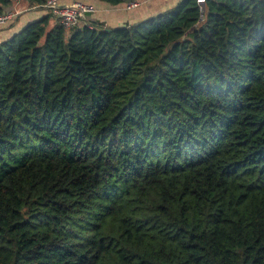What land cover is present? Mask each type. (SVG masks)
Listing matches in <instances>:
<instances>
[{
    "label": "trees",
    "instance_id": "trees-1",
    "mask_svg": "<svg viewBox=\"0 0 264 264\" xmlns=\"http://www.w3.org/2000/svg\"><path fill=\"white\" fill-rule=\"evenodd\" d=\"M53 19L0 43V264H264V0Z\"/></svg>",
    "mask_w": 264,
    "mask_h": 264
},
{
    "label": "crops",
    "instance_id": "crops-1",
    "mask_svg": "<svg viewBox=\"0 0 264 264\" xmlns=\"http://www.w3.org/2000/svg\"><path fill=\"white\" fill-rule=\"evenodd\" d=\"M141 3L140 7L133 10H127L124 5L119 7H112L108 4L97 0H84L87 4L92 5L96 12L88 16L87 20L81 26H91L93 21L104 23L107 28H120L129 25H134L143 22L149 18L163 14L164 12L176 7L182 0H136ZM21 2V4H20ZM19 4L13 7L11 11H18L19 16L13 21L8 23L0 29V43L7 41L20 33L27 24L42 18L43 16L52 14L53 21H58L52 11L46 8L42 9H29L26 0H21ZM61 3L68 4L69 0H62ZM28 7V8H27ZM27 8V9H25ZM9 11V12H11ZM26 13H36V19H29L24 17ZM31 14V15H32Z\"/></svg>",
    "mask_w": 264,
    "mask_h": 264
},
{
    "label": "built area",
    "instance_id": "built-area-1",
    "mask_svg": "<svg viewBox=\"0 0 264 264\" xmlns=\"http://www.w3.org/2000/svg\"><path fill=\"white\" fill-rule=\"evenodd\" d=\"M21 0H17L19 4ZM62 0H49L43 8L52 11L57 20L68 30H71L77 26H80L85 22L88 16L96 12L95 8L84 2V0H69L70 3H61ZM201 4L205 3V0H199ZM139 3H131L127 5V10H133L139 7ZM19 12H8L0 16V28L4 27L8 23L15 20L18 17Z\"/></svg>",
    "mask_w": 264,
    "mask_h": 264
},
{
    "label": "rangeland",
    "instance_id": "rangeland-1",
    "mask_svg": "<svg viewBox=\"0 0 264 264\" xmlns=\"http://www.w3.org/2000/svg\"><path fill=\"white\" fill-rule=\"evenodd\" d=\"M17 5H18V4H16V7H17ZM26 9H27V8H26ZM11 12H13V11H11ZM31 14H32V13H26V14L23 15V16H24V17L26 16V18H29V19H32V18H33V19H36V18L33 17V15L36 17L37 14H36V13H33L32 15H31ZM39 19H41V18H38L37 20H39ZM34 21H36V20H34Z\"/></svg>",
    "mask_w": 264,
    "mask_h": 264
},
{
    "label": "water",
    "instance_id": "water-1",
    "mask_svg": "<svg viewBox=\"0 0 264 264\" xmlns=\"http://www.w3.org/2000/svg\"><path fill=\"white\" fill-rule=\"evenodd\" d=\"M108 31H111V29H108Z\"/></svg>",
    "mask_w": 264,
    "mask_h": 264
}]
</instances>
